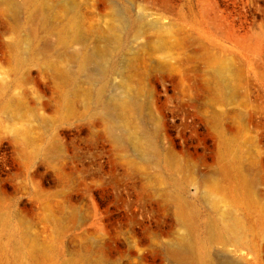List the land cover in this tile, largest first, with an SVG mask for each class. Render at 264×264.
I'll list each match as a JSON object with an SVG mask.
<instances>
[{"label":"rangeland","instance_id":"1","mask_svg":"<svg viewBox=\"0 0 264 264\" xmlns=\"http://www.w3.org/2000/svg\"><path fill=\"white\" fill-rule=\"evenodd\" d=\"M174 248L264 264V0H0V264Z\"/></svg>","mask_w":264,"mask_h":264},{"label":"bare ground","instance_id":"2","mask_svg":"<svg viewBox=\"0 0 264 264\" xmlns=\"http://www.w3.org/2000/svg\"><path fill=\"white\" fill-rule=\"evenodd\" d=\"M59 74H60L61 77H65V72H60ZM224 230L229 232V235H230L231 239H235L237 237V233L235 232V229H234V226L232 225V223L231 224H226L224 226ZM186 252H188V250L187 249H183V248H174L171 251L172 256L177 261V264H188L189 263L188 259H187V256H186Z\"/></svg>","mask_w":264,"mask_h":264}]
</instances>
